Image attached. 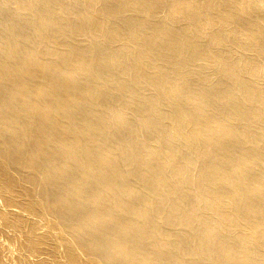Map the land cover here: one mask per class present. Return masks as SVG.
I'll return each instance as SVG.
<instances>
[{"label":"bare ground","instance_id":"obj_1","mask_svg":"<svg viewBox=\"0 0 264 264\" xmlns=\"http://www.w3.org/2000/svg\"><path fill=\"white\" fill-rule=\"evenodd\" d=\"M0 264H264V0H0Z\"/></svg>","mask_w":264,"mask_h":264}]
</instances>
